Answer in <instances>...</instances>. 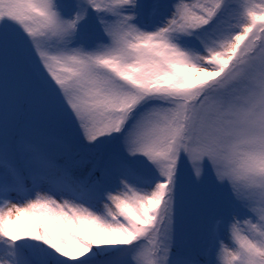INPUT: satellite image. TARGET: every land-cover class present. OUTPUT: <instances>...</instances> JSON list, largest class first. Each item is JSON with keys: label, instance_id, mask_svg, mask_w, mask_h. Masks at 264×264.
<instances>
[{"label": "snow or ice", "instance_id": "6c2138e0", "mask_svg": "<svg viewBox=\"0 0 264 264\" xmlns=\"http://www.w3.org/2000/svg\"><path fill=\"white\" fill-rule=\"evenodd\" d=\"M0 264H264V0H0Z\"/></svg>", "mask_w": 264, "mask_h": 264}]
</instances>
